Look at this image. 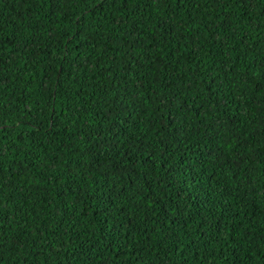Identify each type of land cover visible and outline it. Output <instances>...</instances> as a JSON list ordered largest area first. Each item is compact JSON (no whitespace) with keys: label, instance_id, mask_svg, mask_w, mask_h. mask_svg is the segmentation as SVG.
I'll return each mask as SVG.
<instances>
[{"label":"trees","instance_id":"1","mask_svg":"<svg viewBox=\"0 0 264 264\" xmlns=\"http://www.w3.org/2000/svg\"><path fill=\"white\" fill-rule=\"evenodd\" d=\"M0 264H264V0H0Z\"/></svg>","mask_w":264,"mask_h":264}]
</instances>
